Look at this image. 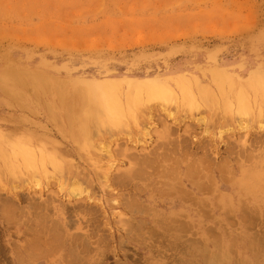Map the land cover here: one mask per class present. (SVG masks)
<instances>
[{"label": "rangeland", "instance_id": "1", "mask_svg": "<svg viewBox=\"0 0 264 264\" xmlns=\"http://www.w3.org/2000/svg\"><path fill=\"white\" fill-rule=\"evenodd\" d=\"M150 81L169 90L143 103L141 89ZM92 86L96 93L86 105L95 113L112 105L114 95L131 98L126 109L146 112L151 106L154 111L152 125L143 122L141 113L138 126L126 120V112V121L121 120L125 125L112 131L117 140L107 134L110 139L104 144H113V154L121 156L115 157L112 173L126 174L131 168L121 155L127 146L142 156L156 154L160 145L172 155V163L180 160L176 178L188 177V164L189 175L197 170L183 182L192 203H172L169 188L177 179L171 175L175 167L167 165V154L165 165L145 170L157 175L153 183L145 172L141 178V188L155 205H145L142 198V208L148 206V211L137 216L118 206L125 203L123 198L133 197L134 190L108 188L104 182L111 171L99 148L90 156L85 151L75 157L68 154L69 148L77 147L69 125L77 130L85 116L78 110L84 99L78 91ZM203 87L209 90L205 98L200 94ZM53 147L61 148V155H55L59 157L52 167L23 166L20 151L31 152L37 162L42 152L51 161ZM0 150L7 158L2 157L6 167L0 158V264H14L15 257L33 244L32 231L39 229L36 219L42 215L50 227L53 221L61 222L64 231L53 238L55 242L51 239L48 250L30 252L28 264H206L214 250H208L207 243L264 238V0H0ZM95 175L101 186L98 181L89 187ZM157 180L159 186L152 187ZM111 190L114 198L107 196ZM74 193H82V198L74 200ZM87 196L94 203L87 202ZM28 200L52 210H29ZM44 213L55 219L47 220ZM84 217L90 223L82 221ZM33 218L37 226L30 223Z\"/></svg>", "mask_w": 264, "mask_h": 264}, {"label": "bare ground", "instance_id": "2", "mask_svg": "<svg viewBox=\"0 0 264 264\" xmlns=\"http://www.w3.org/2000/svg\"><path fill=\"white\" fill-rule=\"evenodd\" d=\"M215 77V76H214ZM151 82V84H147V86H145V88L144 89H141L142 90V92L141 93H143V97L140 99V101L141 102H151V101H153V100H155V99H158V98H161V97H163V96H166L165 95V93H167L168 92V87L166 86V85H162L161 83H156V82H152V81H150ZM182 83H184V82H182ZM179 84L180 85V89L183 91V93H186V95H188V92L185 90V84ZM115 84V83H114ZM132 84V83H131ZM135 84V83H134ZM137 84V83H136ZM60 84L58 83V86H59ZM141 85V84H140ZM87 86H89V85H87ZM87 86H86V88H87ZM116 86V85H115ZM120 86V85H119ZM139 86V85H138ZM118 87V86H117ZM61 88H63V86L61 85ZM86 88H83V89H86ZM220 88V87H219ZM59 89V88H58ZM78 89V88H77ZM61 90H63V89H61ZM121 90V89H120ZM221 90V89H220ZM56 91H57V89H56ZM65 91H66V89H65ZM208 89L207 88H201L200 89V94L202 95V96H204V98H205V95L208 93ZM62 92V91H61ZM120 92V91H119ZM133 92V91H132ZM207 92V93H206ZM58 93H59V90H58ZM63 93V92H62ZM78 93H79V95H80V97H82V98H84V99H82V104H83V107H81V108H79L78 110L80 111L81 110V112L82 113H84V120H83V122H80V126H79V130H78V134H76V133H73V131L72 130H74L75 132L77 131V130H75L76 129V125H74V124H72V125H74V126H71V124L68 126L69 127V134H70V137H72V140L75 142V144H76V148L74 147V149L73 148H69V150H67V148H66V150H67V152H68V154H71V156L73 155L74 157H75V155H77V154H79V156H80V154H81V152H83V151H85V152H87V154H88V156H90V152H91V150L92 149H98L99 150V152H100V154H104L105 155V157L107 156L108 157V159H109V161H108V165H109V171H111V172H109V173H107V174H105L104 175V182L107 184V186H108V188H112V186L113 187H115V186H120V188L121 187H123V186H125V189H126V191H131L132 189L134 190V193H133V195H131V196H133V197H129L128 199H126V197L125 198H123V202H125V203H119L118 204V206L119 207H121L122 209H124V210H126V209H128L129 211L128 212H130V213H132L133 215H138L139 213H140V215H143L142 213H144V212H146V211H148V210H146L147 208H148V206L147 207H143L142 208V206H144L143 205V202H144V204L146 205L147 204V202H154V205H155V201H154V198L153 197H150V195H147L146 196V194L148 193L146 190H144L143 191V189L141 188L142 187V185H144L143 183L145 182L144 180L142 181L141 180V178H143L144 177V175L146 174V173H148V171H146L145 172V170H149V169H151L152 167H153V165L156 167V165H158V164H161V163H165L166 161H165V158H167V157H169V158H167V159H169L168 161H170V163H172L171 162V153H169L171 156H169L167 153H165V152H163V151H165V148H164V150L162 151L160 148H161V146L160 145H158L159 146V149L161 150V153H159V155H156L160 150L159 149H157L155 152H156V154L154 153V151L153 152H151L149 155H146V154H143L142 156H138V155H136L134 152H133V150H131V149H128V146L126 147V150L125 151H123L122 153L123 154H121V153H119V154H121L122 156H123V160L125 159V161L126 162H128V166L129 167H131V168H129V170H127V171H125L126 172V174L124 173V174H116V175H114L112 172H113V169H114V171H115V168H116V161L117 160H115V157H116V159L117 158H119V157H117V156H120V155H117V156H115L113 153H115L116 154V152H113L112 151V148H111V146L113 145H111V146H108L107 144H104L105 142H108L107 141V139H110V137H109V135H107V134H110V135H112L113 137H112V139L114 138V132H112V131H115V129H117V128H121V126H123V125H125V124H123L124 123V121H126V120H128V119H130L131 120V122L132 121H134V123L135 124H137L138 126H139V122H138V116L142 113L143 115H144V117H142V115H140V117H142L143 118V122H148V124H151L152 125V122H153V113H154V111H153V109L151 108V106L149 107V106H147V110H146V112H145V110H144V112L142 111V108L141 109H137V110H130V109H126V106H128V105H130V104H132L131 102H133L132 100H131V98L128 96V98H125V97H119V96H117V95H114V96H111L110 98L112 99V100H109V103H111L112 105H108L107 107H106V110L104 109L103 111H106V115H105V117H104V114H103V111H102V113H100V112H98V113H95V111H93L94 109H92V107H90V109H88V107H87V105H86V103L88 102V101H86V100H90V101H92V99H93V97H94V95H95V93H96V87H89V89H86V90H81L80 92L78 91ZM77 93V94H78ZM118 93V92H117ZM116 93V94H117ZM244 94V93H243ZM126 95V94H125ZM110 96V95H109ZM191 96V95H190ZM237 96V95H236ZM59 97H60V95H59ZM79 97V98H80ZM96 97H98L97 95H96ZM241 97V96H240ZM134 99V98H133ZM138 99V100H139ZM187 99L189 100V99H191L190 97H187ZM241 99H242V97H241ZM102 100V99H101ZM112 101V102H111ZM72 102V101H71ZM137 102V101H136ZM139 102V101H138ZM137 102V103H138ZM91 103V102H90ZM89 103V104H90ZM100 103V102H99ZM102 103V102H101ZM100 103V104H101ZM130 103V104H129ZM136 103V104H137ZM100 104H99V106H100ZM151 104V103H150ZM141 104H139V106H140ZM101 107H102V105H101ZM212 107V106H211ZM65 108V107H64ZM70 108V107H69ZM87 108V109H86ZM100 108V107H99ZM146 108V107H145ZM67 109H68V107H67ZM101 109V108H100ZM64 110V109H63ZM77 110V111H78ZM72 111V110H71ZM74 111V110H73ZM97 111H99L97 108H96V112ZM126 112H127V119H126ZM164 112H166V110H164ZM66 113V111L64 110V114ZM70 113H72V112H69V114ZM80 113V112H79ZM105 113V112H104ZM67 114V113H66ZM65 114V115H66ZM76 114H77V112H76ZM107 114L109 115V117H106L107 116ZM241 114L243 115V114H245V113H242L241 112ZM83 115V114H82ZM145 115H147V116H145ZM68 116V115H67ZM66 118V117H65ZM80 118V117H79ZM82 118V117H81ZM144 118H146V119H144ZM70 119V118H69ZM105 119L107 120V121H105ZM122 119H126V120H122ZM121 120H122V122H121ZM145 120V121H144ZM82 121V120H81ZM68 122V121H67ZM127 123H128V121H127ZM126 123V124H127ZM62 124V123H61ZM123 124V125H122ZM68 125V124H67ZM95 125V126H94ZM110 126V127H109ZM112 126V127H111ZM134 126V125H133ZM137 126V128H139ZM73 127H75V129L73 128ZM126 127V126H125ZM125 127H123V128H125ZM136 126H134V128H135ZM70 128H72L71 130H70ZM68 128H66V130H67ZM140 129V128H139ZM65 129H64V132L66 131ZM110 130V133L108 132L107 133V131H109ZM136 130H138V129H136ZM16 131V130H15ZM165 131V130H164ZM18 132V131H17ZM116 132V131H115ZM166 132V131H165ZM128 133H130V132H128ZM133 133V132H132ZM164 133V132H163ZM168 133V132H167ZM171 133V132H170ZM169 133V134H170ZM95 134H97V139H96V142H101V141H103L101 144H98V143H96V142H94L93 141V138H94V136H95ZM119 134V133H118ZM146 134V133H145ZM144 134V135H145ZM172 134V133H171ZM115 135H116V133H115ZM119 135H121V134H119ZM162 135V134H161ZM165 135H167V134H165ZM118 136V135H117ZM122 136V135H121ZM132 136H134V135H132ZM146 136H148V135H146ZM170 136V135H169ZM169 136H167V137H169ZM11 137V136H10ZM48 138V137H47ZM116 138V137H115ZM115 138L113 139L114 141H115ZM118 138H120V137H118ZM124 138V137H123ZM128 141L129 142H133V139H132V137L131 136H128ZM52 140V139H51ZM71 140V139H70ZM100 140V141H99ZM116 140H117V138H116ZM120 140V139H119ZM123 140V139H122ZM162 141H163V139H162ZM167 142H168V140H166ZM111 142H113L112 140H111ZM128 142V143H129ZM135 142V141H134ZM164 142V141H163ZM171 142V141H170ZM169 142V143H170ZM116 144H117V142H115ZM162 143V142H161ZM160 143V144H161ZM171 143H173V142H171ZM175 143V142H174ZM182 143V142H181ZM56 144V143H55ZM72 144V143H71ZM111 144V143H110ZM163 144V143H162ZM15 145V144H14ZM120 145V144H119ZM128 145V144H127ZM166 145V144H165ZM3 146V145H2ZM21 146H23V145H21ZM67 146V145H66ZM12 147V146H11ZM14 147V146H13ZM52 147V146H51ZM119 147V146H118ZM162 147H163V145H162ZM167 147V146H166ZM173 147V146H172ZM3 148V147H2ZM174 148V147H173ZM55 149V150H54ZM61 148H58V147H53V150H54V152L56 153V154H54V156L56 155L57 156V154L58 155H61V150H60ZM94 149V150H95ZM169 150V152H171L170 151V147L168 148ZM120 150H122L121 148H120ZM159 150V151H158ZM174 149H172V152H175V151H173ZM21 152V154L20 155H23V166H25L26 168H27V170L29 169V168H34V169H37V167H39L40 165L42 166V168H44L46 165H48V164H51V167H52V165H54V162H57V159H58V157H54V160H46L45 159V156L44 155H42V152H41V155H40V157L39 158H42L41 159V161H39V162H37V160L35 159L36 157H35V155H33L31 152H29V151H20ZM67 152L65 153V154H67ZM78 152V153H77ZM97 152V151H96ZM98 152V153H99ZM119 152V151H118ZM154 153V154H153ZM178 153V152H177ZM40 154V153H39ZM94 154V153H93ZM162 156H161V155ZM163 154H167L168 156L166 157V155H163ZM173 154V153H172ZM175 154V153H174ZM179 154V153H178ZM0 158H1V161H2V163H4L5 162V164H3V166H5L6 165V161L3 159V158H6V155L3 153V152H1V150H0ZM10 156V155H9ZM52 156L53 155H51V158H52ZM72 156V157H73ZM164 156H165V158H164ZM176 156V155H175ZM179 156V155H178ZM3 157V158H2ZM22 157V156H21ZM46 157H47V155H46ZM106 157V158H107ZM121 157V156H120ZM38 158V159H39ZM56 158V159H55ZM81 158H82V156H81ZM101 158V157H100ZM162 158V159H161ZM179 158V157H178ZM7 159V158H6ZM8 159H10V157H8ZM48 159V158H47ZM53 159V158H52ZM102 159V158H101ZM104 159V158H103ZM166 159V160H167ZM173 159V158H172ZM190 160V159H189ZM20 161V160H19ZM99 161L100 160H98V164H99ZM125 161H123V163H125ZM173 161V160H172ZM185 161V160H184ZM88 163L89 162H91V160H89V161H87ZM122 162V161H121ZM174 162V161H173ZM87 163V164H88ZM96 163H97V160H96ZM170 163L169 164H167L168 166H169V168H170V166L172 167V168H178V170L177 169H175L174 168V172L176 173V171H179L180 169H179V165L181 164L180 163V160H178V163H177V161L175 160V163H172L171 165H170ZM193 163L195 164L196 162L193 160ZM192 163V164H193ZM75 164V163H74ZM87 164H85V165H87ZM90 164V163H89ZM92 164V163H91ZM90 164V165H91ZM117 164H118V162H117ZM176 166H175V165ZM177 164H178V166H177ZM184 164V163H183ZM185 164H187V163H185ZM191 164V165H192ZM9 164L7 163V166H8ZM11 165V164H10ZM70 165V167L72 166L71 164H69ZM124 165V164H123ZM165 165V164H164ZM160 166L159 168H161V167H163V169L162 170H164V168H165V166ZM189 165V164H188ZM188 165H186L187 167H189V169L187 170V172H186V174H187V176L188 177H181V178H176V176L178 175V177H179V174L181 173H174L173 172V169H169L172 173H174V174H172L171 172H169V171H167V174L168 173H171V175H173L174 177H175V179H177V180H174V182H176L175 184H172V185H170V188H169V190H170V192H172V195L174 196L173 197V200L175 201H172V203L175 205L177 202H183V203H185V204H189V203H192V198L189 196V195H191V192L189 193V191H186L185 189H187L188 188V185L185 183V184H183V182L184 181H187V180H185V179H187L188 178V180H189V176H191L195 171L197 172V170H195V165H193L194 167H192V168H194V170H193V172L191 173V175H189V170H190V166H188ZM89 166V165H88ZM92 166V165H91ZM96 166H98V165H96ZM196 166H198V164L196 165ZM6 167V166H5ZM29 167V168H28ZM53 167H55V166H53ZM62 167V166H61ZM61 167L59 166V169H61ZM92 167H94V166H92ZM167 167V166H166ZM17 168V167H16ZM24 168V167H23ZM73 168L74 167H72V170H73ZM80 168V167H79ZM99 168V167H98ZM1 169V168H0ZM17 169H19V168H17ZM33 169V170H34ZM94 169V168H93ZM100 169V168H99ZM168 169V168H167ZM196 169H198V167L196 168ZM11 170L12 171H14L15 172V168L12 166L11 167ZM40 170V169H39ZM71 170V171H72ZM165 170H166V168H165ZM183 170V169H182ZM2 171V170H1ZM7 171V170H6ZM11 171V172H12ZM18 171V170H17ZM24 171V170H23ZM37 171V170H36ZM74 171V170H73ZM72 171V172H73ZM79 171V170H78ZM95 172L97 171L96 169L94 170ZM37 172H40V171H37ZM36 172V174H39V173H37ZM42 172H44V171H42ZM49 172V171H48ZM64 172V171H63ZM84 172V171H83ZM93 172V171H92ZM95 172H93V173H95ZM144 172H145V174H144ZM26 173V172H25ZM30 173H32L31 171H30ZM52 173V172H51ZM57 173V172H56ZM61 173V172H60ZM67 173V172H66ZM69 173V172H68ZM121 173H122V171H121ZM162 173H163V171H162ZM164 173H165V171H164ZM163 173V174H164ZM12 174H13V172H12ZM20 174V173H19ZM34 174H35V172H34ZM149 174V173H148ZM166 174V173H165ZM196 174H198V173H196ZM199 174H201V173H199ZM77 176H76V178L80 175V174H76ZM86 175V174H85ZM91 175V174H90ZM170 175V174H169ZM194 175H195V173H194ZM72 176H73V173H72ZM71 176V177H72ZM96 176V175H95ZM143 176V177H142ZM146 176H148L149 178V180L152 178V183H153V181H155L154 179L156 178V174L155 175H147L146 174ZM173 176H170V177H172V178H174ZM19 177V176H18ZM44 177V176H43ZM67 177V176H66ZM82 177V176H81ZM87 178H88V176H86ZM14 178V177H13ZM55 179H56V176L54 177ZM92 179H89L88 180V185H89V187H90V185L91 186H96V185H98V184H100V186H101V181H100V177H95L96 178V180L93 178V177H91ZM102 178V177H101ZM146 178V177H145ZM154 178V179H153ZM222 178V177H221ZM20 179V178H19ZM50 179V178H49ZM78 179V178H77ZM76 179V180H77ZM83 179V178H82ZM139 180V182L138 183H134V180ZM147 179V180H148ZM209 179V178H208ZM210 179H211V176H210ZM2 180V179H1ZM5 180V179H4ZM17 180V179H16ZM58 180V179H57ZM79 180V179H78ZM192 180H195V179H192ZM192 180H191V187H192V190H194V192H196L195 190H196V188L197 187H195V186H193V182H192ZM61 181H63V180H61ZM81 181H83V180H81ZM84 181H86V179L84 180ZM100 182V183H98L97 184V182ZM70 182V181H69ZM143 182V183H142ZM158 180H157V184L155 183L154 184V186H152V187H156V186H159V184H158ZM24 183V182H23ZM9 184V183H8ZM19 184V183H18ZM52 184V183H51ZM164 182H161V186L162 187H164ZM3 185H5V184H3ZM115 185V186H114ZM36 186V188H39L40 187V185L39 184H36L35 185ZM200 187V186H199ZM198 187V188H199ZM92 188V187H91ZM103 188H105V187H103ZM201 188V187H200ZM40 189V188H39ZM159 189V188H158ZM202 189V188H201ZM105 190H106V188H105ZM132 190V191H133ZM152 190H153V188H152ZM160 190H161V188H160ZM131 191V192H132ZM150 191V190H149ZM106 192H108V190L106 191ZM106 192H104V193H106ZM112 192H114V190L112 191L111 190V192L110 193H108L107 194V196H108V198H114L116 195L115 194H113ZM158 192V191H157ZM203 192V190H201V191H199V193H202ZM189 193V194H188ZM92 194V193H91ZM205 194H207V193H205ZM15 195V194H14ZM19 196H21V195H19V193H18V197ZM58 196V195H57ZM91 196V195H90ZM25 197H26V195H25ZM71 197V196H70ZM88 197V196H87ZM73 198H74V200H80V198H82V193H77V194H75L74 193V195H73ZM84 198V197H83ZM89 198V197H88ZM87 198V199H88ZM122 198V197H121ZM142 198H145V200L142 202ZM94 199V198H93ZM148 199V200H147ZM36 200V199H35ZM51 200V199H50ZM53 200H54V198H53ZM82 200V199H81ZM105 200V199H104ZM113 200V199H112ZM150 200V201H149ZM29 201V200H28ZM41 202V201H40ZM39 202V203H40ZM51 202V201H50ZM80 202V201H79ZM87 202H93L94 203V200H92V199H90L89 198V201H87ZM168 202V201H167ZM171 202V201H170ZM7 203V202H6ZM84 203H85V201H84ZM102 203V202H101ZM61 204V203H60ZM107 204V203H106ZM9 205V204H8ZM14 205H15V203H13V207H14ZM63 205V204H62ZM61 205V206H62ZM88 205H90V203L88 204ZM87 205V206H88ZM94 204H92V206H93ZM95 205H99L98 203H95ZM108 205V204H107ZM28 206H29V210H35V211H37V210H41V212H39V213H42V212H48V211H46L49 207V205L47 206V205H45V204H42V205H39V204H36V202H34V201H29V204H28ZM81 206V205H80ZM83 206V205H82ZM81 206V207H82ZM84 206H85V204H84ZM166 206V205H165ZM205 206V205H204ZM10 207V206H9ZM26 207V206H25ZM105 207V206H104ZM175 207V206H174ZM173 207V208H174ZM17 208V209H16ZM16 208H14V209H16V211L17 210H19V208L18 207H16ZM50 208H51V206H50ZM50 208L48 209V210H50ZM68 208V207H67ZM66 208V209H67ZM94 208V207H93ZM93 208L91 209V210H93ZM96 208V207H95ZM99 208H100V206H99ZM98 208V209H99ZM102 208V207H101ZM109 208H112V207H109ZM146 208V209H145ZM176 208V207H175ZM8 208H6V210H7ZM12 209V208H11ZM74 209H76V208H74ZM80 209V208H79ZM84 209H86L85 207H84ZM89 209V208H88ZM250 209V208H249ZM248 209V210H249ZM13 210V209H12ZM52 210V209H51ZM50 210V211H51ZM56 210V209H55ZM67 210H69V208L67 209ZM90 210V209H89ZM150 211H152L153 209H149ZM9 211V210H8ZM8 211H5V213H7V214H9V212ZM74 211V210H73ZM97 211V210H96ZM219 211H220V209H219ZM252 211V210H251ZM22 213H25V212H23V211H21ZM75 213L77 212L76 210L74 211ZM82 212V211H81ZM83 212H84V210H83ZM92 212H94V211H92ZM255 212V211H254ZM258 212V211H257ZM256 212V213H257ZM2 213V212H1ZM37 213V212H36ZM50 213V212H49ZM66 213V212H65ZM85 213V212H84ZM219 213V212H218ZM3 214L4 213H2L1 215L3 216ZM14 214V213H13ZM11 215L12 216V218H13V216L14 215ZM26 214V213H25ZM45 214V213H44ZM48 214V213H47ZM47 214H45V215H47ZM87 214V213H86ZM90 214V213H89ZM93 214V213H92ZM220 214V213H219ZM245 214V213H244ZM255 214V213H254ZM260 214V213H259ZM21 216H23L22 214H20ZM33 215V214H32ZM39 215V214H38ZM42 215V214H41ZM48 215H50V214H48ZM48 215H47V217H48ZM54 215H56V214H54ZM156 215V214H155ZM162 215V214H161ZM247 215V214H246ZM5 216V215H4ZM9 216V215H8ZM51 217H52V215H50ZM50 216L48 217V219L47 220H49V219H51V220H53V219H55V218H50ZM86 216V215H85ZM160 216V215H159ZM162 216H164V215H162ZM222 216V215H221ZM254 216V215H253ZM30 217V216H29ZM35 218H37L36 217V214H35V216H34ZM43 217V218H42ZM88 216H86V218H87ZM92 217V216H91ZM165 218V220L167 221V217L166 216H164ZM243 217H244V215H243ZM251 217V216H250ZM258 217H259V215H258ZM8 218V217H7ZM28 218V217H27ZM35 218H33V221L32 222H30V223H33L34 224V220H35ZM38 218H40V219H42V220H40V219H38ZM37 219H36V221L38 220L39 221V223H38V226H37V224L35 225V226H37L39 229H35V228H33V231L32 232H34V233H32L33 234V236L35 237V239H34V241H33V244H31L26 250H25V252H22L21 253V256H17V257H15V259H14V264H28L27 262H26V259H28V257L30 258L31 257V255L32 254H30V252H41V253H43V250H48V245H49V242H51L52 240V242H55V240L56 239H53V238H56V237H58L60 234H61V230H63V228L60 226V223H59V221L57 220V222L56 221H51L52 223H54L53 225H52V227H50V226H48V224H46V223H49L50 224V222H47L46 221V217H44L43 215L41 216V217H38ZM85 217L82 219V221H84V222H86V223H88L89 221H87V219H86ZM6 219V217H4V220ZM29 219V218H28ZM89 219V218H88ZM96 219V218H95ZM188 219H189V217H188ZM187 219V220H188ZM217 219V218H216ZM256 219V218H255ZM9 220H11V219H9ZM9 220H7V221H9ZM14 220H15V217H14ZM91 220H94V219H91ZM145 220V219H144ZM172 220H173V218H172ZM254 220V219H253ZM37 221V222H38ZM40 221H42V223L40 222ZM67 221V223H68V220H66ZM98 221V220H97ZM159 221H160V217H159ZM170 221V220H169ZM173 221H175V219L173 220ZM192 221V220H191ZM204 221V220H203ZM259 221V220H258ZM14 222V221H13ZM12 222V223H13ZM37 222H35V223H37ZM264 222V221H263ZM44 223H45V225H44ZM56 223H59V226H58V224L57 225H55ZM75 223H76V221H75ZM90 223V222H89ZM92 223V222H91ZM127 223V222H126ZM255 223V222H254ZM257 223V222H256ZM10 224H11V222H10ZM16 224V223H15ZM78 223H76V227L77 226H79V225H77ZM171 224V223H170ZM172 224H174V223H172ZM261 224V223H260ZM14 225V224H13ZM70 226H67V227H70V229H71V225H73V224H69ZM83 225V224H82ZM92 225V224H91ZM262 225V224H261ZM264 225V224H263ZM31 226V225H30ZM33 226V225H32ZM74 226V225H73ZM74 226V227H75ZM93 226V225H92ZM128 226V225H127ZM257 225H255V227H256ZM260 226V225H259ZM62 229H61V228ZM86 227V226H85ZM132 227V226H131ZM32 228V227H31ZM80 228H82L81 226H79V228L77 227V229H79L80 230ZM140 228V227H139ZM146 228V227H145ZM186 228H188V226L186 227ZM185 228V229H186ZM261 228V227H260ZM76 229V230H77ZM250 229V228H249ZM260 230H263V229H260ZM64 231V230H63ZM79 232H82V230L81 231H79ZM257 232V231H256ZM63 233H66L67 234V232H63ZM131 233V232H130ZM3 234V233H2ZM24 234V233H23ZM26 234V233H25ZM85 234V233H84ZM95 234V233H94ZM261 234H263V233H261ZM68 235V234H67ZM76 236V235H75ZM78 236H80L79 234H78ZM262 236V235H261ZM73 237V236H72ZM84 237V236H83ZM82 237V238H83ZM89 236L87 235V238H88ZM47 238V239H46ZM85 238V237H84ZM257 238V237H256ZM261 238V237H260ZM44 239V240H43ZM52 239V240H51ZM221 239V238H220ZM85 240V239H84ZM51 242V246H53V243ZM85 242V241H84ZM83 242V243H84ZM75 243V242H74ZM191 244V243H190ZM201 244V243H200ZM86 245V244H85ZM88 245V244H87ZM83 246V248H86L87 246H85L84 247V245H82ZM55 247V246H54ZM210 247H213L214 248V250L212 251V253H211V256H209V262H207L206 264H264V238H262V239H242V240H235L234 242H232V241H224V240H216V242H213L212 244L211 243H207L206 244V248L208 249V250H210ZM57 248H60V247H57ZM16 249V248H15ZM50 249H52V247L50 248ZM71 249V248H70ZM37 250V251H36ZM7 251V250H6ZM50 253V252H49ZM30 254V255H29ZM232 255H233V257H232ZM1 256V255H0ZM48 256V255H47ZM5 257V256H4ZM3 257V258H4ZM35 257V256H34ZM43 257H44V255H43ZM49 257V256H48ZM9 258V257H8ZM45 258V257H44Z\"/></svg>", "mask_w": 264, "mask_h": 264}]
</instances>
